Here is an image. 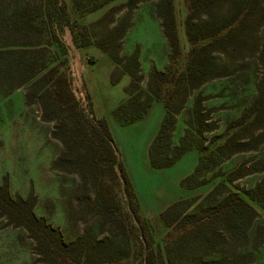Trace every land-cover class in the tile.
<instances>
[{
  "label": "rangeland",
  "instance_id": "rangeland-1",
  "mask_svg": "<svg viewBox=\"0 0 264 264\" xmlns=\"http://www.w3.org/2000/svg\"><path fill=\"white\" fill-rule=\"evenodd\" d=\"M64 1L72 20L77 21L79 26L76 34L65 27L59 32V37L68 50V70L73 89L78 95L84 93L85 109L89 114L95 115L96 109L105 117L111 108L122 102L132 108V113H139L149 101L151 72L165 73L170 66L179 71L185 69L191 48L185 26L188 15L186 0H174L181 44V55L175 60L163 35L161 21L155 14V0L139 4L131 13L119 8L127 0H114L85 15L82 9L75 7L74 0ZM260 4L264 11V0H260ZM40 6V0H0V19L16 10L25 12L31 18L37 16V25L44 27L42 18H39ZM236 6H232L233 15L238 11ZM115 8L119 10L116 9L105 19ZM263 11L255 16L261 25H255L254 21L244 34L235 30L238 39L234 44L226 46V53L215 54L216 73L220 77L200 89L192 90L182 106L178 100L172 104V109L179 107V111L174 116L175 123L170 133L171 146L164 142L157 155L159 161L165 163L183 147L199 150L200 146L203 149V170L200 177L198 173L195 184L206 183V191L193 198H204L223 181L233 193L242 195L258 185H264V168L259 165L264 161V117L256 124L251 120L239 124L244 113L257 100L256 87L264 76ZM206 20L202 17V22ZM75 37L81 41L89 40V44L77 47ZM37 39L36 36H23L21 41L33 42ZM9 41L8 29L0 28V45L5 49H14L8 46ZM0 70V186L8 185L14 199H26L33 194L35 216L58 230L66 245L82 246L83 262L139 264L148 251V239L152 237L154 245L162 246L166 257L170 252L180 264H209L221 257L240 255L246 258L247 254L251 255L248 256V264H264V207L259 202L249 199L258 213L249 230L250 243L254 244L255 235H263L256 247L251 244L244 250L236 251L235 244L223 247L218 244L220 249L214 254L212 250H206V242L200 241L199 230L205 222L215 227L216 234L222 229L219 224H214L217 215L209 219L206 215L216 209L225 194L218 193L209 198L203 208H196L201 199L194 203L180 218L188 221L177 231L160 216L153 219L141 216L145 231H140L141 223L130 204L131 197L122 186L112 183L103 168L93 166L92 161L75 171L66 163L53 168L65 152L62 142L52 136L54 123L43 121L37 104L27 105L26 87L13 89L20 78H12L4 73V69ZM128 71L136 73L135 80ZM199 96L207 99L202 107L209 115V123L216 125L213 132L202 136L195 130L194 117L195 102ZM227 129H232L231 134L235 133V137H245L239 140L245 148H256L227 158L217 148L224 141ZM233 149H236V143ZM243 163L251 171L258 167L262 169L229 183L227 175ZM179 171L180 168L176 167L162 172V190L170 181L169 175ZM136 175H140L143 181L140 184L137 182V187L146 189L147 183L148 190L154 189V179L145 178L143 171ZM102 177L107 179L108 188L112 191V204L115 206L110 212H106L97 199V182ZM201 242L203 244L199 246ZM0 264L49 262L47 257L37 254L36 244L24 228L16 227L6 217L0 216Z\"/></svg>",
  "mask_w": 264,
  "mask_h": 264
},
{
  "label": "trees",
  "instance_id": "trees-1",
  "mask_svg": "<svg viewBox=\"0 0 264 264\" xmlns=\"http://www.w3.org/2000/svg\"><path fill=\"white\" fill-rule=\"evenodd\" d=\"M112 1L114 0H74V4L75 7L82 9L83 15H85ZM145 1L148 0H127L119 8H125L131 13ZM155 1V14L161 21L163 35L170 45L172 58L175 60L181 55V44L174 0ZM40 2L41 15L39 18H42L44 27L37 25V16L31 18L25 12L19 13L16 10L0 19V28L8 29L10 40L8 46L15 47L14 49H5L6 47L0 45V69H4L7 76H12L15 79L20 78L13 89L26 87L28 91L27 105L37 104L42 111L43 121L54 123L52 136L62 142L65 152L54 163L53 168L56 165L66 163L69 168L75 171L76 168H84L91 161L93 166L103 168L105 175L110 176L114 185H120L128 192L131 197L130 204L137 220L141 223L140 231H145V224L140 215L139 201L125 173L108 121L105 118H98L94 114L91 118L72 89L68 70V50L61 41L59 32L65 27H69L72 33L76 34L79 24L72 20L68 5L64 0H40ZM186 2L188 15L185 26L191 48L185 69L179 71L170 66L165 73L151 72L149 101H147V106L143 111L132 113V108L125 102L119 104L113 111L117 120L122 125H127L143 118L154 100H160L164 103L167 113L150 148V160L155 168L170 167L185 152L197 149L195 147H183L170 161L165 163L159 161L157 155L159 148L163 147L164 142L167 143V146H171L170 133L175 123L174 116L179 111V107L172 109V104L178 100L179 105L182 106L192 90L200 89L210 81L220 77L216 73L215 54L226 53V46L234 44L235 39H238L234 34L235 30L244 34L249 31L254 21L255 25H261L255 19V16L260 13L259 11H263L260 0H186ZM235 5L238 6L235 7L238 11L233 15L232 6ZM116 9L111 10L105 19ZM202 17H206L207 20L202 22ZM125 30L123 31L125 32ZM23 36H36L38 39L33 42H22ZM75 44L77 47H83L89 44V40L81 41L75 37ZM6 56L8 58H5ZM15 56L16 59H12ZM0 73H2L1 70ZM130 74L135 80L136 73L130 72ZM113 83H115L114 80ZM256 91L257 100L242 116L239 121L241 125L248 120L256 124L261 117H264V76L260 79ZM206 100V98L199 96L195 102V130L199 136L216 129L213 122L209 123V115L206 109L202 107ZM129 104H131L130 101ZM239 124L237 126H240ZM231 130L227 129L223 138L224 141L217 147L218 152L224 153L229 158L236 153L256 148H245L239 142L245 137L243 135L235 137V133L232 135ZM182 143L183 141H181ZM235 143L236 149H233ZM202 150L199 146V164L195 172L182 181L184 188H200L206 184L200 182L198 185L195 184L198 173L200 177L203 170L201 167ZM259 165L264 168V161L260 162ZM261 169L262 167H258L251 171L250 167L245 168L243 163L227 175V180L232 183L251 173L260 172ZM97 183V199L100 200V205L104 210L110 212L115 205L112 204V191L108 188L107 179L99 178ZM218 193L226 196L214 211L207 213L206 217L209 219L217 215V221L214 224H219L222 229L216 234L213 230L215 227L211 226L210 222H205L204 227L199 230L200 241L206 242V250L210 249L214 254L220 249L219 246L228 244H235L236 251L244 250L252 244L250 243L249 230L253 220L258 215L249 199L261 203L264 207V185H258L254 190L242 195L233 193L227 183L223 181L215 185L202 199L193 198L173 204L160 215V218L177 231L188 221L180 218L194 203L201 199L196 208H203L205 202ZM35 203L33 194H30L26 199L21 197L14 199L9 193L8 185L0 186V216L6 217L10 224L22 227L29 233L36 244L37 254L47 257L49 264H88V260L85 262L81 260L83 256L82 246L78 244L66 245L58 230L48 226L44 220L35 216ZM262 236H254L253 247H256ZM203 242L199 243V246ZM154 244L153 238L150 237L148 239V251L139 264H180L170 252L166 257L160 244ZM247 255L251 257L250 254ZM248 256L246 258L240 255L225 256L209 264H248Z\"/></svg>",
  "mask_w": 264,
  "mask_h": 264
},
{
  "label": "crops",
  "instance_id": "crops-1",
  "mask_svg": "<svg viewBox=\"0 0 264 264\" xmlns=\"http://www.w3.org/2000/svg\"><path fill=\"white\" fill-rule=\"evenodd\" d=\"M116 107L111 108L105 117L95 109V115L98 118H105L109 123L125 173L139 201L142 217L147 219L159 217L173 204L199 196L206 191L205 186L200 188H184L182 186V181L192 175L199 164L200 153L197 149L185 152L170 167L155 168L151 164L150 148L167 113L162 101L154 100L143 118L127 125H122L114 116L113 111ZM176 167H179L181 172L169 175L170 181L162 190V183H160L162 172H167L170 168ZM139 169L144 172L145 178L154 179V189L148 190L146 182V189L136 186L137 182L138 184L143 182L139 178L140 175H136L141 172ZM158 191L161 193L159 196Z\"/></svg>",
  "mask_w": 264,
  "mask_h": 264
},
{
  "label": "built area",
  "instance_id": "built-area-1",
  "mask_svg": "<svg viewBox=\"0 0 264 264\" xmlns=\"http://www.w3.org/2000/svg\"><path fill=\"white\" fill-rule=\"evenodd\" d=\"M72 89H73V85H72ZM73 91H74V93H75V95H76V97H77V99L80 101V103L82 104V106H83V108H86L85 106H86V104H84V102H85V96H84V93H80L79 95H78V93L77 92H75V90L73 89ZM81 98V99H80ZM86 110V109H85ZM86 113L92 118L93 117V114L91 113V114H89L88 112H87V110H86Z\"/></svg>",
  "mask_w": 264,
  "mask_h": 264
}]
</instances>
